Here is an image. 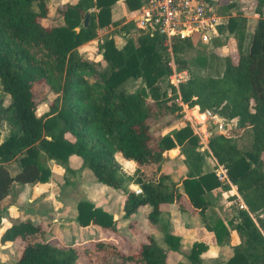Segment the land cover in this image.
Instances as JSON below:
<instances>
[{
	"label": "trees",
	"instance_id": "obj_1",
	"mask_svg": "<svg viewBox=\"0 0 264 264\" xmlns=\"http://www.w3.org/2000/svg\"><path fill=\"white\" fill-rule=\"evenodd\" d=\"M115 1L60 3L55 11L61 22L48 24L46 0H0V92L8 99L0 104V118L9 126L0 140V200L13 182L47 181L51 173L47 160L63 170L66 180L67 174L76 172L69 164L74 156L96 182L122 191L123 216L146 205V222L154 225L160 204L176 203L198 215L211 241L197 239L183 257L168 262L167 250L177 249L179 235L163 232L166 250L156 245L151 233L146 241L126 244L116 233L112 213L79 199L75 221L96 225L107 237L57 246L46 240L40 221L16 217L1 231L0 243L20 238L21 248L13 263L0 264H82L80 257L87 264H264V0H254L256 18L246 45L244 16L229 14L216 25L211 42L216 46L232 35L236 57L223 56L219 63L212 53L207 58L198 55L195 60L203 74L190 70L177 55L190 41L174 38L171 55L188 71L176 86L165 82L171 68L163 35L133 21L101 37L100 59L79 53V44L112 22ZM145 1L124 0L131 11ZM86 14L88 21L82 26ZM128 78L139 79L140 84L131 91L121 88ZM42 103L48 109L37 115L36 107ZM183 105L236 117V127L230 132L215 130L199 149L188 121L174 125ZM245 135L248 143L239 145ZM174 146L185 166L176 179L161 169L166 151ZM116 151L134 161L131 172L116 160ZM16 157L18 167L11 172L7 163ZM218 165L225 170L224 179L215 173ZM130 184L140 191L134 192ZM216 187L228 191L235 222L208 218L207 209L221 206L220 195L208 194ZM3 214L0 210V220ZM225 240L229 253L222 257L207 253L209 245L218 248Z\"/></svg>",
	"mask_w": 264,
	"mask_h": 264
},
{
	"label": "rangeland",
	"instance_id": "obj_2",
	"mask_svg": "<svg viewBox=\"0 0 264 264\" xmlns=\"http://www.w3.org/2000/svg\"><path fill=\"white\" fill-rule=\"evenodd\" d=\"M252 1L253 0H242L241 4L239 5L237 2L236 6H235V3H232V2H229V5L225 4L226 2H218V3L216 2L217 5L215 7L216 11L222 15L227 16L228 14L244 13V14H248L249 16H251V18H249V21L247 22L246 29H245V36H244V41H243L244 45H246L248 43L249 35H250V32L252 30V27L254 25V21L256 18V14L253 11V7L251 5ZM55 7L56 6L52 3V6L50 7V10H51L50 13L51 14H50V16H48L47 21H46L48 24L61 22V19L57 20L58 17H56L57 13L55 11ZM263 11H264V9H263ZM120 25L121 24L117 25L114 30H116V31L119 30ZM132 33H133L132 35H135L136 31L132 30ZM100 38H101V36H100ZM226 38L227 39L224 40L225 41L224 43H220L222 45L218 44L220 46H218V45L215 46L212 43L213 41L210 42V44H208V43H202L201 41L194 39L193 41H190V45L188 47H185L184 50L182 52L178 53L177 55L182 57L185 60L186 64L189 65L188 67L190 68V70H192L193 72L198 73V74H203V72H204L203 66L197 64V62L195 60V58L200 54L207 58L209 53H212L213 55H216L218 57L219 63L222 61L223 56H228L232 60H235V57H236L235 49L236 48H235L234 38L231 35H228V36L226 35ZM94 41L95 42L92 41L91 43H89V44H92V46H90V45L84 46L81 51L79 50V53L85 57H93V58H95L94 60L99 59L100 55L98 54L99 53L98 52V43H100V41H99V39L98 40L95 39ZM220 41H221V39H220ZM172 62L177 68L185 69L187 74H188L186 67H182L181 65H179V63L174 58H173ZM187 74H186V77H187ZM89 76L91 78L94 77L93 74H91ZM165 82H168V75L165 78ZM139 84H140L139 79L128 78L120 85V87L124 88L127 91H131V90H134ZM1 96H2V101H0V104H5L8 100L7 96H5V95L3 96L0 92V97ZM50 97H51V95H49V98ZM189 108L190 107L183 105V108H182L183 113L180 117H178L175 120L174 125H178L182 122L188 121L189 124L191 125V127L193 128V131L198 136L199 149H202L203 145H204V141H206L207 137L210 136L216 130V123L214 124L212 121V118L210 119L209 115L205 114L204 111H201V113L205 117H203L199 121L198 118L192 114V109L189 111ZM47 109H48L47 104L42 103V104L37 105L35 112L37 115H39V114H42ZM196 112H200V111H198V108L196 109ZM225 118H226V123L224 125L225 130H224V128H223V130H224V132H230L232 129H235V127H236V118L232 119V120H230L227 117H225ZM223 122H225V121L223 120ZM165 129H163V130H165ZM8 131H9L8 124L0 118V140H2L7 135ZM248 140H249V137L245 135V136L241 137L240 139H238V144L239 145H245L248 143ZM173 153H174L173 151H168L166 154L170 155ZM177 153H179L178 147H177ZM262 158H263V165H264V152H262ZM47 161L51 164L50 160H47ZM180 165H182L180 163V161L175 163L174 165H171V168H172L171 172H173V175H176V176H174L175 178L178 175L180 176V174L183 171L182 167H180ZM7 166L9 167L11 172L14 171L18 167L17 157L15 159H13L12 161H9L7 163ZM58 172L59 173H55L54 176L53 175L49 176L48 179L53 180L52 186L54 187V191H51L50 194L53 193L54 199H55V196H57L58 200H60L59 198H63V202L65 203L63 205V207H60V211H59L60 216L58 217V219L60 221L59 227L54 228L53 226H49V224H48L52 219L53 208L50 207L51 204L47 200L46 197L43 198L41 200V202H39V203H32V202L25 203V205H23V207H22L23 209L21 210V212H22L21 216L29 215V217H31L33 220L40 221L43 224L44 229L48 232L47 237L49 239V242L51 241L57 246H65L66 247L69 245H76V244H78V242H83L82 240H85L84 237L81 235L82 233L80 234V232H82V230L79 232H75V236L73 235L74 234L73 233L74 227L75 228H77V227H76V223L73 227L71 225L72 219L70 218L71 216L69 215L70 210H71V200L73 201L74 199H76V201H77L79 199H89L91 201H95V202L101 204V201L103 198H110V196L113 195V191L116 190L115 192H117L116 193L117 195L120 192H119V189H115V188L110 187L106 184L96 182L94 180L93 176L91 175L90 171L88 169H86L85 167H83V165L81 166L80 163L77 165V168H76L75 173H77V174H73V177L71 174H67L66 180L64 179L63 171H62V173L60 171H58ZM222 172L223 171L219 172V166H217V168L215 169V173L219 179L225 178V172L223 174L224 176L222 175ZM71 177H72V179H71ZM68 178H70V179H68ZM19 185H21V183H17V182L12 183L13 187L11 188L10 194L14 199H22V197H23V193L19 194V192H18V186ZM231 191H233V190L231 189ZM229 193H230V191H229ZM208 194L210 196L220 195L222 198V199L220 198V200H222V202H221V206H220L219 210L218 209H211V208L207 209L206 213H207V216L209 219L214 220L217 216L218 217L221 216L223 218L232 220V222H235L237 220L236 211L232 210V207L234 205L232 204V201L227 197L228 191L225 192V191L221 190V188L216 187V188H213L210 191H208ZM16 197H18V198H16ZM112 197H115V195H113ZM117 198H118V204L116 203L114 205L115 206L114 209H115V211H118V213L120 214V210H122V208H121L122 207V201H121V198H119V196ZM8 207L11 209L13 206L10 205ZM18 207L21 209L20 205H18ZM69 207H70V209H69ZM179 210L185 211V212L191 214V212L188 210L187 211L181 210L180 208H179ZM112 211H114V210H112ZM112 211H108V212L111 213ZM6 213L10 214L11 212L8 211ZM6 213H5V215H3V219L1 221V223L4 225L8 224ZM112 215H113V213H112ZM68 216H70V217H68ZM195 216L197 219L198 215L196 214ZM113 217H114V215H113ZM116 217H119V215L116 214L115 218ZM115 218H114L115 224L117 225L118 222L116 221ZM119 219H121V217H119ZM136 219L139 220V224H136L137 227L135 229L131 226L132 224L128 225L129 222L125 221V220H123L124 223H122V225L118 224V231H120L122 234H124L127 237V238L122 237L123 240H127L126 244H130L131 242H134L133 241L134 239L145 240V236L143 235V233L145 231L147 232V230L149 229L147 226V223L146 222L144 223V219L142 220V218H140V219L136 218ZM181 220H183V219H181ZM188 220H189V222L184 220L183 225L185 226L189 223L190 225H192V229H191V231L186 232L184 234V236L182 238H180L181 242L178 241V246H177V249L175 250V252L178 253L179 255H185L188 252L191 243L193 241L197 240L196 238L203 239V240H207V239L211 238L210 232H207L202 227L200 222H196V223L193 222L194 218H191L190 216H189ZM185 222H186V224H185ZM167 223H169L171 225V222H167ZM63 225H65V226H63ZM152 227L156 228V230L159 232V235L156 236L157 239L155 240L156 245L161 247L163 250H166V244L162 240V238H163L162 234H163V232H170V231H167L168 230L167 225H165V222L163 221V219H161L160 222L156 226H151V228ZM175 227L177 229H179L180 225H176ZM200 229L202 230V232H200ZM198 230H199V232H198ZM100 232L101 233L96 234L95 236L93 235V238L96 236L103 237L105 235L102 230H100ZM17 240L20 243H22L20 238H17ZM86 241H84V242H86ZM19 242L14 243V246L12 247L11 255L10 256L6 255L4 257V260L14 262L13 256H15V249H17V247L19 249V246H20ZM135 242H137V240ZM221 244L222 245L219 246L217 248V250L212 248L213 251H212V253H210L211 256H216V253H221L220 256L222 257V256L226 255L227 253H229L230 247L227 245V241L225 240ZM176 253H173L171 251L167 252L166 256H167L168 262H171L175 257L178 256ZM79 260L82 264H87L81 257L79 258Z\"/></svg>",
	"mask_w": 264,
	"mask_h": 264
},
{
	"label": "crops",
	"instance_id": "obj_3",
	"mask_svg": "<svg viewBox=\"0 0 264 264\" xmlns=\"http://www.w3.org/2000/svg\"><path fill=\"white\" fill-rule=\"evenodd\" d=\"M74 1H76V0H46L47 7H48V11H49V16L51 14L50 13L51 12L50 7L52 6V3L55 6H57L58 4L63 3V2H74ZM210 1H211L210 5L214 8V10H216V8H215L216 5H217L216 2L217 3L218 2H226L225 4H227V5H229V2H232V3H235V6H236L237 2L240 5L242 0H210ZM253 3H254V0L252 1V4H251L252 7H253ZM136 11L137 10H135V11L129 10L126 7V5H125L124 0H116L114 3H112L111 8H110L111 20H112V22L115 21V20H119V22L117 24H114V23L111 22V23H109L108 25H106V26H104L102 28H97L96 29L95 36L93 38H91V39H89L87 41H84L83 43L79 44L77 46V50L78 51L79 50L81 51L82 48L84 46H86V45L87 46L88 45L92 46V44H89V43H91L92 41L95 42L94 41L95 39L96 40L99 39V41H101L100 36L102 37L105 33L114 31V29H115V27L117 25L122 24L124 22L132 21L130 19L134 16V14H135ZM239 15L244 16L246 18V25H247V22L249 21V18H251V16H249L248 14H244V13H239ZM220 16H221V21L222 22H224L226 20V18H227L226 15L220 14ZM56 17H58L57 20H60V17H59L58 14H56ZM98 54L100 55V53H98ZM89 58L95 59L93 57H89ZM96 60H98V59H96ZM193 107H194V109H197V105H193ZM192 108L190 107L189 108V111ZM177 147L178 146L172 147V148H170V149H168L166 151V153L168 151H173L174 153L173 154H170V155L167 154L168 155V158L163 162L162 168H161L162 171L168 172L170 174V176L172 178H174V179L178 178L179 175L176 178L174 177L176 175H173V172H171V169H172L171 168V165H174L175 163H177V162L180 161V163L182 164V165H180V167H182V170H183L180 175H182L184 173V171H185V166L182 163L181 155L179 153H177ZM114 156H115L116 160L121 164V166L127 172H131L133 170L134 165H135L133 160L123 158L121 156L120 152H118V151L114 152ZM50 161H51V164L47 161V164L49 165V167L51 169V173H50L49 176H52V175L54 176L55 173H59L58 171H60L62 173L63 170L61 168H59V167H56L53 164V161L52 160H50ZM69 161H70L69 162L70 167L71 168H74V169H76L77 168V165L80 163L79 162V159L77 157H74V156L73 157H70ZM73 174H77V173H71L72 177H73ZM72 177H71V179H72ZM68 179H70V178H68ZM52 181L53 180L48 179L47 181H44V182L34 181V182L21 183V185L18 186V192H19V194L23 193L22 199H14L11 196L10 191H11V188L13 187L11 185L9 193L0 200V210L3 211V213H4L3 215H5V213L8 212V211L11 212L10 214H7L6 213L7 214L6 217H7V220H8V224L11 222V220H13L16 217H29V215L21 216V214H22L21 210L23 209L22 207H23V205H25V203H30V202H32V203H39V202H41V200L43 198L46 197L47 200L51 204L50 207L53 208L52 219H51V221L48 224H49V226H53L54 228H58L59 225H60V221L58 219V217L60 216V214H59L60 213L59 212L60 211V207H63V205L65 203L63 202V198H59L60 200H58L57 196H55V199H54L53 193L50 194L51 191H54V187L52 186ZM134 186L135 185L130 184V187L131 188L134 187ZM180 188H181V186H180ZM115 191H113V195H115V197H112L113 196L112 195V196H110V198H103L102 201H101V204H99V203H97L95 201H92V202L95 203L96 205H100L101 207H103L107 211L114 210V211L111 212L114 215L113 218H115V215L116 214H118L119 217H121V219H119V217H116L115 218L116 221L118 222L117 225L115 224V226H116V233H117V235H119V237L122 238V237H126V236L124 234H122L120 231H118V224L119 225H122V223H124L123 220H125V221H128L129 222L128 225L132 224L131 226L135 229L137 227L136 224H139V220L136 219V218H139V219L142 218V220L144 219V223L146 222L145 214H146V211H147L148 207L146 205L140 206V207H138V209L136 211L132 212L131 214H129L128 216L125 217V216H123V210H120V214H119L118 211H115V209H114L115 208L114 205L116 203L118 204V198H117L118 196H119V198H121V201H123L122 191L119 189V192L120 193L118 195L116 194L117 192H115ZM16 198H18V197H16ZM75 204H76V199H74L73 201L71 200V210H70V213H69V215L71 217L70 216H68V217H70L72 219V223H71L72 227L76 223V227L77 228L74 227V232H73L74 234L73 235L75 236V232H79V231L82 230V232H80V234L82 233L81 235L85 239V240H82L83 241L82 243H85L84 241H86V240L89 241L90 239L93 238V235L95 236L96 234L101 233L100 230H102V229L101 228H98V226L92 225V224L86 225V226H81V225L77 224V222L75 221V214H76ZM10 205H12L14 208L12 207L10 209L8 207ZM18 205L21 206V209L18 207ZM160 208H161V213L159 214V220H158V222L156 224H154V225L147 224V226H148L149 229L147 230V232L145 231L143 233V235L145 236V240H143V239H134L133 240L134 242L137 240V242H135V243L146 241L147 240V234L148 233H151L154 236L155 240H156L157 239L156 236L159 235V232L156 230V228H153V227L151 228V226H156L160 222L161 219H163V221L165 222V225H167V229H168L167 231H170L171 233H174V234L179 235V241H180V238H182L186 232H189L192 229V225H190L189 223L187 225H185V226L183 225L184 224V220L189 222L188 219H189V216H190L191 218H194V221L193 222H195V223L196 222H200L201 223V220H200L199 217L196 219V216H195L196 213L194 211L189 210V209H186V211L187 210L190 211L191 214L190 213H187L185 211H180L176 203H161L160 204ZM69 209H70V207H69ZM211 209H217V208H214L213 207ZM29 218H31V217H29ZM2 219H3V216L1 217V220H0V233L3 230V228L8 225V224H6V225L2 224L1 223ZM181 219H183V220H181ZM167 222H171V225L169 223H167ZM185 224H186V222H185ZM176 225H180L179 229H177L175 227ZM63 226H65V225H63ZM198 232H199V230H198ZM200 232H202L201 229H200ZM47 234H48V232L46 231L45 238H46V240L49 241V239L47 237ZM230 234H231V236L236 237V233H235L234 230H231L230 231ZM211 237H212V235H211ZM196 239H198V238H196ZM205 241H211V238H209V239H207ZM15 242H19L17 240V238L14 241H12V242L6 241L4 243H0V261H7V260H4V257L6 255L7 256L8 255L9 256L11 255L12 247L14 246V243ZM134 242H131V243H134ZM50 243L54 244L51 241H50ZM20 246H21V244H20ZM20 246H19V249H18V247H17V249H15V256H13V258H14L13 260H15V257L18 255L19 250L21 248ZM212 248H214L215 250H217V246H215V245H209L208 248H207V253L209 255L213 251ZM169 251H171L173 253H176L175 250H167V252H169ZM176 254L178 256L175 257L174 259H176L178 257H183V255H179L178 253H176ZM7 262H11V261H7ZM11 263H13V262H11Z\"/></svg>",
	"mask_w": 264,
	"mask_h": 264
},
{
	"label": "built area",
	"instance_id": "obj_4",
	"mask_svg": "<svg viewBox=\"0 0 264 264\" xmlns=\"http://www.w3.org/2000/svg\"><path fill=\"white\" fill-rule=\"evenodd\" d=\"M130 20L144 30H156L163 35V45L170 54L167 62L171 68L168 82L176 86L185 80L187 72L185 69L177 68L172 62V41L174 38L186 41L197 39L202 43L210 44L216 32V25L221 22V16L206 0H146L138 7ZM175 101L180 104L178 98H175ZM204 113L208 114L210 119L212 118L214 124L216 123L217 131L225 130V117L208 109H205ZM218 166L219 172L223 171V175L224 168L221 165ZM132 189L134 192L140 191L136 186ZM239 205H243L240 200Z\"/></svg>",
	"mask_w": 264,
	"mask_h": 264
},
{
	"label": "bare ground",
	"instance_id": "obj_5",
	"mask_svg": "<svg viewBox=\"0 0 264 264\" xmlns=\"http://www.w3.org/2000/svg\"><path fill=\"white\" fill-rule=\"evenodd\" d=\"M192 114L195 115L200 121L203 117H205L201 112H196V109L192 108Z\"/></svg>",
	"mask_w": 264,
	"mask_h": 264
},
{
	"label": "water",
	"instance_id": "obj_6",
	"mask_svg": "<svg viewBox=\"0 0 264 264\" xmlns=\"http://www.w3.org/2000/svg\"><path fill=\"white\" fill-rule=\"evenodd\" d=\"M88 17H89V14H86V15L83 17V20H82V26H85V25L87 24ZM74 29H75V30H78V26H75Z\"/></svg>",
	"mask_w": 264,
	"mask_h": 264
}]
</instances>
